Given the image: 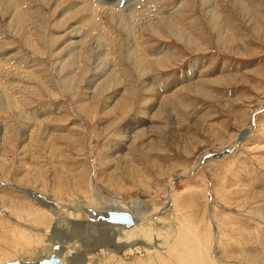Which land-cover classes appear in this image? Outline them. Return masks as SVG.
Returning <instances> with one entry per match:
<instances>
[{
  "label": "rangeland",
  "instance_id": "1",
  "mask_svg": "<svg viewBox=\"0 0 264 264\" xmlns=\"http://www.w3.org/2000/svg\"><path fill=\"white\" fill-rule=\"evenodd\" d=\"M104 197L174 217L144 264H264V0H0V264Z\"/></svg>",
  "mask_w": 264,
  "mask_h": 264
},
{
  "label": "bare ground",
  "instance_id": "2",
  "mask_svg": "<svg viewBox=\"0 0 264 264\" xmlns=\"http://www.w3.org/2000/svg\"><path fill=\"white\" fill-rule=\"evenodd\" d=\"M248 135L249 134L247 133L242 134V137H240V139L244 141L245 138H248L246 137ZM170 192H171L170 194H172L174 190H171ZM119 198L120 197L109 199L108 197H104L100 201L102 204L101 207L94 205L95 199L91 200L93 206H80L81 203L72 202L71 204L68 203L61 204L60 202L53 203L49 201V199L42 200L35 198L37 204L50 214L52 226L55 225V228H59L63 232H65L67 229L70 230L71 232H73L72 236L74 239H76V236L80 235L84 231L90 232L91 229L95 231L99 230V228H96L95 226H93V224L92 227L90 226V223L93 219L97 220L96 222H100L99 226H102L103 229H105L108 232L106 233L110 239V241L108 240L109 243H107L106 238L105 241L104 238L102 239L101 236L96 235L98 236V238L94 239L95 240L94 244L90 246L89 249L87 248L86 251L85 250L81 251L86 254L85 256L80 258L78 254L81 252L77 251L76 249L78 242L75 241V243L70 244L69 242L63 241L62 234L61 236H59L60 234L58 233L54 235L53 232L52 235L50 236L51 240L48 243L49 251L48 250L42 251L45 252V254L43 253L44 255H38V256L35 255L36 264H42L41 260H43L45 257L49 258L51 257V255L55 253L56 254L53 255L52 257L58 258L61 261V264H108V263H112L116 258H123V257L130 259L137 258V260L135 259L136 261H134V264H140V263L144 264L146 263L145 259L147 256L159 254L160 248L165 244L154 242L153 240H151V238L147 237V235H144V237H140V236L141 233H144V230L147 227V225L148 226L151 225L153 227H156L157 225L158 228V226L160 227L159 223L161 224L162 221L165 220V218H170L174 220L172 214L165 212L162 213L161 215H157V214L152 215L153 210L151 211V208L145 209L142 204L143 201L135 200L130 205L128 203H125L122 199ZM110 211H116V212L123 211L129 213L133 219L132 225L126 226L121 223H115L109 221L108 217ZM107 212H108V216L106 217L105 214ZM34 220L36 221V219ZM170 222L172 221L170 220ZM176 223H177L176 221H173L170 225L176 226ZM168 230L169 233L171 234L174 229L168 228ZM54 246L55 249H60L59 246H61V251L58 252L54 250ZM12 263L14 264L15 262L13 261ZM29 264H35V263L29 262Z\"/></svg>",
  "mask_w": 264,
  "mask_h": 264
},
{
  "label": "water",
  "instance_id": "3",
  "mask_svg": "<svg viewBox=\"0 0 264 264\" xmlns=\"http://www.w3.org/2000/svg\"><path fill=\"white\" fill-rule=\"evenodd\" d=\"M215 155L213 154L210 156H215ZM203 160H205V158ZM108 220L115 223H121L126 226H131L133 223L132 216L129 213L123 211L120 212L110 211ZM42 264H61V261L58 258L51 257L49 259H45L44 261H42Z\"/></svg>",
  "mask_w": 264,
  "mask_h": 264
}]
</instances>
